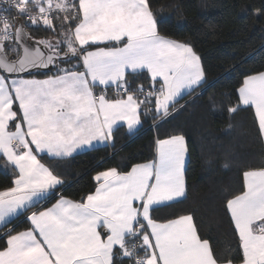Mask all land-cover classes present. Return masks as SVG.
I'll use <instances>...</instances> for the list:
<instances>
[{
	"label": "snow or ice",
	"instance_id": "obj_1",
	"mask_svg": "<svg viewBox=\"0 0 264 264\" xmlns=\"http://www.w3.org/2000/svg\"><path fill=\"white\" fill-rule=\"evenodd\" d=\"M164 21L152 0H0V158L12 170L0 189V264H264V168L244 171L226 199L236 241L222 257L193 214L153 215L187 197L183 135L157 138L151 161L98 171L79 200L42 162L114 147L142 117L159 127L204 86L200 56L162 35ZM237 91L229 114L253 109L264 139V71ZM21 217L29 227L8 228Z\"/></svg>",
	"mask_w": 264,
	"mask_h": 264
},
{
	"label": "trees",
	"instance_id": "obj_2",
	"mask_svg": "<svg viewBox=\"0 0 264 264\" xmlns=\"http://www.w3.org/2000/svg\"><path fill=\"white\" fill-rule=\"evenodd\" d=\"M152 5L158 20L165 17L160 33L189 44L200 56L204 86L180 99L179 110L159 127L151 126V116L142 117L143 127L135 136H129L125 127L115 133L114 147L63 160L44 157L42 162L63 179L59 191L79 200L94 189L93 176L98 171L111 167L127 171L154 158L157 138L183 135L189 155L187 197L171 207H160L153 215L165 221L193 214L200 235L211 237L216 254L227 257L236 237L225 212L226 199L242 189L244 171L264 168V142L254 110L241 108L231 115L227 110L237 103L243 78L264 71V0H152ZM136 83L147 86V79L141 77ZM11 179L10 166H0V189L11 186ZM27 227L23 217L8 225L14 231ZM5 231L0 230V247Z\"/></svg>",
	"mask_w": 264,
	"mask_h": 264
},
{
	"label": "crops",
	"instance_id": "obj_3",
	"mask_svg": "<svg viewBox=\"0 0 264 264\" xmlns=\"http://www.w3.org/2000/svg\"><path fill=\"white\" fill-rule=\"evenodd\" d=\"M183 43V42H182ZM40 78H43V77H40ZM165 139V138H164ZM185 141H186V139H185ZM263 142H264V139H263ZM186 145H187V143H186ZM188 159H189V155H188V152H187V155H186V161H185V168L187 167V164H188ZM151 161V160H150ZM148 162V161H147ZM145 163V162H144ZM3 165H5V161L3 160V158H0V166H3ZM6 166V165H5ZM7 167H9V166H7ZM47 206H51L50 204L49 205H47ZM1 230V229H0ZM22 231V230H21Z\"/></svg>",
	"mask_w": 264,
	"mask_h": 264
},
{
	"label": "built area",
	"instance_id": "obj_4",
	"mask_svg": "<svg viewBox=\"0 0 264 264\" xmlns=\"http://www.w3.org/2000/svg\"><path fill=\"white\" fill-rule=\"evenodd\" d=\"M153 125H154V123H152V125H151V126H152V127H154Z\"/></svg>",
	"mask_w": 264,
	"mask_h": 264
},
{
	"label": "rangeland",
	"instance_id": "obj_5",
	"mask_svg": "<svg viewBox=\"0 0 264 264\" xmlns=\"http://www.w3.org/2000/svg\"><path fill=\"white\" fill-rule=\"evenodd\" d=\"M40 78V77H39ZM24 219V218H23Z\"/></svg>",
	"mask_w": 264,
	"mask_h": 264
}]
</instances>
